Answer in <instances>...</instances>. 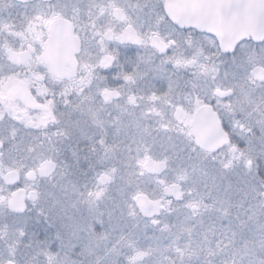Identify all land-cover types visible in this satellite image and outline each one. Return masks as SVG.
<instances>
[{"label": "snow or ice", "instance_id": "6c2138e0", "mask_svg": "<svg viewBox=\"0 0 264 264\" xmlns=\"http://www.w3.org/2000/svg\"><path fill=\"white\" fill-rule=\"evenodd\" d=\"M0 264H264V0H0Z\"/></svg>", "mask_w": 264, "mask_h": 264}]
</instances>
